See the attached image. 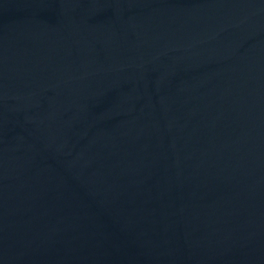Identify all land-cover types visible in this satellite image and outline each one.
<instances>
[{
	"label": "water",
	"instance_id": "95a60500",
	"mask_svg": "<svg viewBox=\"0 0 264 264\" xmlns=\"http://www.w3.org/2000/svg\"><path fill=\"white\" fill-rule=\"evenodd\" d=\"M0 264H264V0H0Z\"/></svg>",
	"mask_w": 264,
	"mask_h": 264
}]
</instances>
